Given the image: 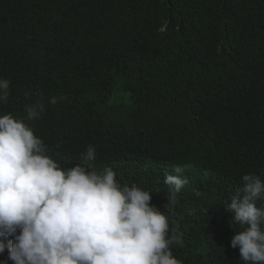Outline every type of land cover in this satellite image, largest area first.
Wrapping results in <instances>:
<instances>
[{
	"label": "trees",
	"instance_id": "trees-1",
	"mask_svg": "<svg viewBox=\"0 0 264 264\" xmlns=\"http://www.w3.org/2000/svg\"><path fill=\"white\" fill-rule=\"evenodd\" d=\"M0 58L10 81L3 107L22 115L43 105L28 121L36 133L64 113L86 129L68 151L49 144L62 167L85 163L91 144L90 167H116L122 185L152 192L181 237L172 251L183 264H243L230 241L244 226L217 241L222 216L202 210L229 190L228 176L260 167L264 0H0ZM229 98L247 108L239 131L230 126L239 109L222 106ZM176 166L189 183L170 204L164 179Z\"/></svg>",
	"mask_w": 264,
	"mask_h": 264
},
{
	"label": "clouds",
	"instance_id": "clouds-1",
	"mask_svg": "<svg viewBox=\"0 0 264 264\" xmlns=\"http://www.w3.org/2000/svg\"><path fill=\"white\" fill-rule=\"evenodd\" d=\"M21 53L29 58L27 50ZM4 65L0 58V71ZM9 88L10 81L0 77V253L7 249L13 264H183L172 251L181 237L170 228V217L151 203L152 192L135 183L122 185L116 167H90L96 160L91 144L81 154L85 163L62 167L49 155V144L68 151L88 136L86 129L73 114L64 113L34 132L28 121L40 118L43 105L28 104L26 114L17 115L15 108L2 106ZM237 101L229 98L222 106L225 111L239 109L230 124L239 131L247 108ZM255 117L248 125H255ZM125 147L122 141L120 148ZM254 149L260 167L239 178L228 176L229 190L215 195V202L202 210V217L222 216L216 224L217 241L228 242L234 223L244 226L230 241L232 248H239L243 264H264V147ZM174 170L177 174L164 179L170 204L189 183L179 166Z\"/></svg>",
	"mask_w": 264,
	"mask_h": 264
}]
</instances>
